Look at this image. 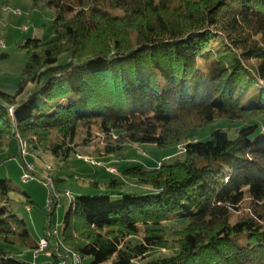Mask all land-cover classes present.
I'll return each mask as SVG.
<instances>
[{
    "label": "trees",
    "instance_id": "obj_1",
    "mask_svg": "<svg viewBox=\"0 0 264 264\" xmlns=\"http://www.w3.org/2000/svg\"><path fill=\"white\" fill-rule=\"evenodd\" d=\"M45 4L55 39L24 44L17 92H0V148L19 135L60 162L94 142L105 157L140 145L185 154L123 168L143 193L116 177L103 190L93 182L96 193L69 205L62 245L90 264H264V0ZM20 195L32 203L0 179V264H29L15 245L39 256L14 211ZM172 222L182 227L170 239ZM56 249L51 264H61Z\"/></svg>",
    "mask_w": 264,
    "mask_h": 264
},
{
    "label": "rangeland",
    "instance_id": "obj_2",
    "mask_svg": "<svg viewBox=\"0 0 264 264\" xmlns=\"http://www.w3.org/2000/svg\"><path fill=\"white\" fill-rule=\"evenodd\" d=\"M45 2L46 0L33 7L30 0H0V43L5 44L3 48H0V55H7L5 59L0 58V92L9 95L16 94L21 75L28 61L27 51L23 48L28 39L36 38L46 42L55 39L53 27L55 13L53 9L46 6ZM223 126L232 127L229 124H223ZM217 128L218 125H215L199 130L196 133V139L210 138L211 133ZM18 140L17 135V140L10 139L4 147L0 148V179L11 180L32 200V203L27 206L25 201L28 200V197L16 196L17 203L14 205V211L19 218L26 221L31 240L38 244L48 236L50 231L51 233L57 231L59 236L61 235L69 205L80 193L90 195L96 193L95 188L91 185L93 182L99 183L103 190L105 184L116 177L125 184L123 192L143 193L147 187L139 186L134 180L122 177L121 170L123 168L143 164L154 169L163 160L174 163L185 159V154L180 148L162 150L154 145L130 146L121 157H105L102 154L103 143L94 142L89 148H80L78 153L68 161L60 162L49 155H37L30 152L28 148L27 154L22 157ZM78 156L81 158L79 159ZM84 159L93 160L97 165L87 163ZM26 163L34 166V178L29 181L24 180V164ZM110 168H116L118 174L109 173L108 169ZM50 175L55 178L57 192V198L54 199L52 205L49 204L51 190L44 183V178ZM66 191L70 192L69 196L65 194ZM49 207L54 208L53 213ZM166 226L170 239L173 238L172 233L182 227L180 223L174 222L167 223ZM48 243L46 249L39 247V256H36L35 251L21 245L11 246L9 250L13 255L29 264H51L50 244L54 245L57 251H61L63 247L54 235L49 237ZM163 254L166 253L163 252ZM90 263V259L83 262V264Z\"/></svg>",
    "mask_w": 264,
    "mask_h": 264
},
{
    "label": "built area",
    "instance_id": "obj_3",
    "mask_svg": "<svg viewBox=\"0 0 264 264\" xmlns=\"http://www.w3.org/2000/svg\"><path fill=\"white\" fill-rule=\"evenodd\" d=\"M5 46L4 43H0V48H3ZM11 114H12V110H11ZM18 143L20 146V151H21V155L22 157H24L27 154V148H28V144L27 141L22 139L19 135H18ZM78 158L80 159L81 157L78 156ZM85 162L93 164V165H97L96 162H94L93 160L90 159H84ZM24 170H25V175H24V180L25 181H29L30 179L34 178L33 175V171H34V166L32 164H24ZM50 171V170H49ZM109 173L113 174V175H117L118 174V170L116 168H110L108 169ZM44 183L50 188L51 190V200L49 201V204H53L54 199L57 198V192L55 189V181L52 175L50 176H46L44 178ZM67 196L70 195L69 191H66L65 193ZM50 210H52L51 207H49ZM54 235L57 239V241L60 243V245H62V243L60 242V240L58 239V232L55 231L54 233H49V237ZM48 240L43 239L40 243V247L41 249H46L48 246ZM63 249H61V251H58V255L61 258V264H83V260L81 259V257L75 253L74 251L66 248L64 245H62ZM58 250H60V248H58Z\"/></svg>",
    "mask_w": 264,
    "mask_h": 264
},
{
    "label": "crops",
    "instance_id": "obj_4",
    "mask_svg": "<svg viewBox=\"0 0 264 264\" xmlns=\"http://www.w3.org/2000/svg\"><path fill=\"white\" fill-rule=\"evenodd\" d=\"M6 3H8V2H6ZM6 3H5V4H6Z\"/></svg>",
    "mask_w": 264,
    "mask_h": 264
}]
</instances>
